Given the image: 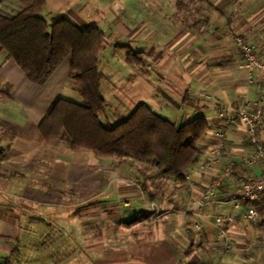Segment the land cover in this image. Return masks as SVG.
Segmentation results:
<instances>
[{
    "label": "crops",
    "instance_id": "crops-1",
    "mask_svg": "<svg viewBox=\"0 0 264 264\" xmlns=\"http://www.w3.org/2000/svg\"><path fill=\"white\" fill-rule=\"evenodd\" d=\"M48 18H64L104 34L99 69L103 94L114 96V112L100 120L116 125L145 104L163 119L186 124L202 116L208 127L199 157L209 153L214 132L228 129V159L236 162L220 197L261 175L249 168L245 129L222 118L239 100L260 99L257 72L244 65L236 37L264 51V0H45ZM137 53L143 64L126 59ZM107 57H113L107 61ZM71 56L37 85L0 50V255L19 252L20 236L41 229L22 219L56 223L80 240L78 264H264V200L254 204L257 224H247V208L221 212L236 216L230 228L233 250L214 253L218 234L215 206L189 212L207 175L175 179L133 159L97 158L67 146L46 145L38 125L57 100L80 104L70 81ZM105 90V91H104ZM156 203L162 213L149 219ZM202 225L197 231L195 225ZM45 228V227H44ZM70 259V258H69ZM70 264V262H68Z\"/></svg>",
    "mask_w": 264,
    "mask_h": 264
},
{
    "label": "trees",
    "instance_id": "trees-1",
    "mask_svg": "<svg viewBox=\"0 0 264 264\" xmlns=\"http://www.w3.org/2000/svg\"><path fill=\"white\" fill-rule=\"evenodd\" d=\"M9 1L0 0V5L6 7ZM21 2L14 14L0 9V50L37 85L44 84L70 55V81L82 99L80 104L57 100L51 105L38 125L46 145L63 144L97 158L133 159L153 165L163 176L182 179L198 159L208 130L205 118L175 124L141 104L118 124H102L107 106L99 69L103 32L81 28L64 18L47 21L42 17L45 0ZM126 59L140 61L131 51L126 52Z\"/></svg>",
    "mask_w": 264,
    "mask_h": 264
},
{
    "label": "built area",
    "instance_id": "built-area-1",
    "mask_svg": "<svg viewBox=\"0 0 264 264\" xmlns=\"http://www.w3.org/2000/svg\"><path fill=\"white\" fill-rule=\"evenodd\" d=\"M235 43L244 65L250 73V82L253 80L252 73L257 72L258 74L260 99L254 101L243 98L233 108H230L231 114L225 113L222 118L228 126L239 125L245 129L252 154L241 159V164L249 168L264 167V51L256 43L247 41L243 37H236ZM227 136V128L216 130L211 137L207 156L200 157L184 175L185 177L192 173L207 175L211 171L219 170L214 175L207 176L199 196L190 198L188 206V211L194 213L209 206L217 208V213L211 216L214 226L218 229L217 237L212 246L214 253L233 250L230 228L234 225L236 216L232 213H222L221 208L228 206L230 210H235L242 205H247L241 214V218L247 224H257L260 220V213L254 204L264 200V170L261 175L244 181L237 194L228 199L220 197L221 187L231 180L236 168V162L229 159L223 161L228 152ZM158 209L156 204L150 205L148 211L152 215L151 218L149 217L150 220H156L160 216ZM195 229L197 231L202 230V225L198 222Z\"/></svg>",
    "mask_w": 264,
    "mask_h": 264
},
{
    "label": "rangeland",
    "instance_id": "rangeland-1",
    "mask_svg": "<svg viewBox=\"0 0 264 264\" xmlns=\"http://www.w3.org/2000/svg\"><path fill=\"white\" fill-rule=\"evenodd\" d=\"M20 6H22L21 0H11L9 3H7L6 7L5 5H0V9H2L1 11L5 13L14 14L18 11V9H20ZM42 17L47 21H50V18L46 16L45 12L42 13ZM106 59L107 61H110L113 59V57H107ZM139 60V64L141 66L143 61L142 59ZM104 98L107 105L106 111L109 112L107 115L109 114V116H111L115 110L112 104L113 102H111V100L114 99V96L107 93L105 94L104 92ZM203 140L204 139H202V141ZM228 154L229 152H227V155H225L223 161L228 160ZM199 158L200 157L198 156V159ZM191 198L195 197L192 196ZM190 200L191 199H189V201ZM152 204L156 203L153 202ZM156 206L158 207V205ZM158 210L159 214H161V209L159 208ZM151 216L152 215L149 213L148 217L151 218ZM156 220H151V222ZM25 222H28L26 223L27 225H32L34 228L41 229L40 235L36 238L31 234L23 233L20 236L18 242V254L11 256L0 255V263L3 264L4 262L8 261L11 264H69L68 262H70V264H78L77 259H83V256L78 255L80 250V240L75 238V233L73 231L62 232L57 229L56 223L49 220H45L44 223L40 221L36 224L35 220L31 219L25 221L22 219L21 223L24 226Z\"/></svg>",
    "mask_w": 264,
    "mask_h": 264
}]
</instances>
